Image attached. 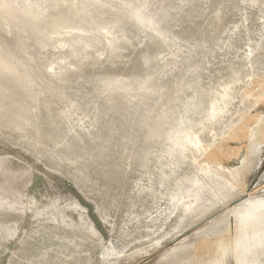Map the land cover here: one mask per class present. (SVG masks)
I'll use <instances>...</instances> for the list:
<instances>
[{"label": "rangeland", "instance_id": "obj_1", "mask_svg": "<svg viewBox=\"0 0 264 264\" xmlns=\"http://www.w3.org/2000/svg\"><path fill=\"white\" fill-rule=\"evenodd\" d=\"M263 105L264 0H0V264H264Z\"/></svg>", "mask_w": 264, "mask_h": 264}, {"label": "bare ground", "instance_id": "obj_2", "mask_svg": "<svg viewBox=\"0 0 264 264\" xmlns=\"http://www.w3.org/2000/svg\"><path fill=\"white\" fill-rule=\"evenodd\" d=\"M260 110L261 111H257L255 116H253L255 123H257L258 121L262 120V118H264V105H263V108H260ZM249 127L252 128L251 126H249ZM249 127L245 125L244 129H247ZM236 138H237L236 140H235V138L233 140H229L226 146L223 145L221 148L216 149L214 151L215 153L213 155H211V158H213L215 155H217L218 158L220 157V160L225 162L229 168H238L241 165H246L248 163V160H249V151H246L247 150V147H246L247 146V144H246L247 138L245 137V135H241V136L236 137ZM243 197H245V199L242 202H244L248 198L246 196H243ZM243 197H241V198H243ZM238 200H236V201H238ZM233 202H235V201H233ZM232 203L230 204V206L234 207V206H232ZM241 203H239V204H241Z\"/></svg>", "mask_w": 264, "mask_h": 264}, {"label": "water", "instance_id": "obj_3", "mask_svg": "<svg viewBox=\"0 0 264 264\" xmlns=\"http://www.w3.org/2000/svg\"><path fill=\"white\" fill-rule=\"evenodd\" d=\"M244 199H245V197L239 199L238 201L233 202V203H232V206H236V205H238V204L241 203Z\"/></svg>", "mask_w": 264, "mask_h": 264}]
</instances>
